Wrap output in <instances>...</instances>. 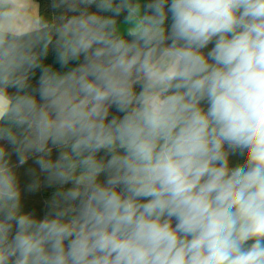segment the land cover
<instances>
[{"label": "clouds", "instance_id": "obj_1", "mask_svg": "<svg viewBox=\"0 0 264 264\" xmlns=\"http://www.w3.org/2000/svg\"><path fill=\"white\" fill-rule=\"evenodd\" d=\"M51 8L0 0V264H264V0Z\"/></svg>", "mask_w": 264, "mask_h": 264}, {"label": "trees", "instance_id": "obj_2", "mask_svg": "<svg viewBox=\"0 0 264 264\" xmlns=\"http://www.w3.org/2000/svg\"><path fill=\"white\" fill-rule=\"evenodd\" d=\"M38 6V19L41 13L51 14L53 9L51 8V0H34ZM147 2V0H145ZM48 63L54 62V54L50 55L48 58ZM59 67V65H56ZM35 83V81H33ZM115 114V113H114ZM57 151H53V158L57 155ZM242 157L238 155H233L231 157V162L233 166L242 161ZM12 162L15 163V156L12 157ZM30 170H35L39 174L38 167L34 164L32 159H29L28 162L16 169L20 178L21 188L23 189L24 185L30 183L32 180V175ZM56 187H46L42 186L40 190L34 193H24L23 195V206L24 210L33 213L37 217H43L48 211L47 202L51 199L52 194L56 191Z\"/></svg>", "mask_w": 264, "mask_h": 264}, {"label": "crops", "instance_id": "obj_3", "mask_svg": "<svg viewBox=\"0 0 264 264\" xmlns=\"http://www.w3.org/2000/svg\"><path fill=\"white\" fill-rule=\"evenodd\" d=\"M17 7L27 20H38V6L34 0H17Z\"/></svg>", "mask_w": 264, "mask_h": 264}]
</instances>
